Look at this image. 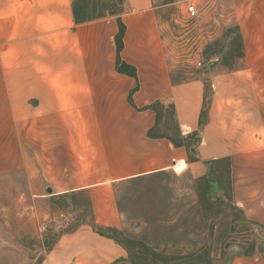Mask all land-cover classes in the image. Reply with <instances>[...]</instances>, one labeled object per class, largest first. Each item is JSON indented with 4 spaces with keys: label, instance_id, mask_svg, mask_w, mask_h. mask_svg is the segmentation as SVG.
<instances>
[{
    "label": "crops",
    "instance_id": "1",
    "mask_svg": "<svg viewBox=\"0 0 264 264\" xmlns=\"http://www.w3.org/2000/svg\"><path fill=\"white\" fill-rule=\"evenodd\" d=\"M231 1L257 7L255 12L237 18L241 37L237 66L228 74L207 76L208 95L202 79L209 74L205 67L193 78L177 77L182 69L179 55L167 40L165 23L152 0H124L120 15L82 23L74 21L71 0H0V46L6 44V38L13 39L18 52L23 45L31 50L32 44L37 45L38 51L59 54L63 70H71L62 78L63 95L73 102L81 124L71 126L68 121L62 126L66 139L59 145L51 141L41 146L62 151L60 175L54 167L57 158H45L42 176L50 183L45 188L51 190L49 198L87 193L93 224L119 229L114 206L99 197L103 190L169 169L175 173L184 168L182 173L201 180L210 165L225 163L233 205L244 221L264 228V0ZM118 18L124 26L119 57L127 70L133 69L135 77L116 70ZM59 39L60 50L54 45ZM51 60L59 64L58 57ZM194 67L202 66L197 61ZM29 80L19 77L17 83L38 84L33 78ZM155 103L171 109L183 138L197 135L198 143L190 155L167 139L147 137L155 124V113L149 109ZM0 109L2 179L21 172L26 163L20 154L15 155L12 144L7 148L4 103ZM103 114L116 118L109 124V133L128 135L104 140V128L98 123ZM32 115L37 117L36 112ZM44 128V132L51 130L48 125ZM30 129L31 147L37 149V124ZM36 165L37 152L30 157L26 173L30 183L36 178ZM37 188L30 186L25 192L39 197ZM30 211L32 216V207ZM33 226L32 230L39 229ZM22 228V222L13 226L0 221V264H33V258L15 243L31 233L22 232ZM127 257V251L114 241L97 235L89 225H80L59 235L37 264H123ZM227 264H264V259L258 254L239 255Z\"/></svg>",
    "mask_w": 264,
    "mask_h": 264
},
{
    "label": "rangeland",
    "instance_id": "2",
    "mask_svg": "<svg viewBox=\"0 0 264 264\" xmlns=\"http://www.w3.org/2000/svg\"><path fill=\"white\" fill-rule=\"evenodd\" d=\"M73 3L78 4L80 17L86 21L124 12V0H71V8ZM152 3L159 7L167 40L179 55L182 69L177 77L193 78L205 67L209 74L201 78L206 81L209 95L207 76L228 74L235 69L241 55L237 18L255 12L257 6L234 5L230 0H152ZM190 6L196 11L193 20L187 11ZM12 44L13 39L6 38V44L0 46V103L5 104L7 148L12 144L15 155L20 154L23 162L25 159L26 167L0 179V221L13 226L22 222V232H31L15 243L37 264L59 235L80 225H92L93 214L87 193L49 198L45 188L50 183L42 176L47 155L49 160L57 158L58 166L54 167L60 175L62 151L41 146L51 141L59 145L66 139L62 126L68 121L71 126L81 124L73 102L63 95L62 78L71 70H63L59 54L38 51L36 48L40 47L33 44L32 50L29 45H23L18 52ZM54 45L60 50V39ZM55 57L59 64L51 60ZM197 61L202 67H194ZM19 77L29 83V78H33L38 84H18ZM156 109L160 118L153 135L176 139L171 109L167 105ZM34 112L37 117L32 115ZM90 121L96 123L94 119ZM115 121L116 118L107 114L98 118L104 128L101 134L104 140L117 135L120 140L128 135L108 132L109 124ZM35 124L39 130L37 149L31 147L30 141V127ZM46 125L50 126V132H44ZM35 152L38 153L37 175L30 183L26 173ZM184 170L180 168L174 173L169 169L157 176L118 183L102 191L99 197L105 204L111 202L120 221L119 229L106 227L112 230L107 234L130 250L123 264H227L234 256L253 254L264 259V228L244 221L241 211L233 205L226 164L210 165L207 176L201 180L190 178L182 173ZM30 186L38 187L39 197L25 192ZM33 225L39 229L32 230ZM42 225L44 231L40 230ZM154 255L162 260L153 259Z\"/></svg>",
    "mask_w": 264,
    "mask_h": 264
},
{
    "label": "trees",
    "instance_id": "3",
    "mask_svg": "<svg viewBox=\"0 0 264 264\" xmlns=\"http://www.w3.org/2000/svg\"><path fill=\"white\" fill-rule=\"evenodd\" d=\"M73 18H74L75 23H82V22L86 21L82 17H80L77 3H73ZM116 22H117V26H118V33H117V35L115 37V46H116V50H117L116 70H117V72L125 74L127 76L135 77V73H134L133 69L130 70V71L127 70L126 66L120 60L119 53H120V51H121V49L123 47V45H122V37H123V34H124V26H123L120 18H118L116 20ZM236 32L238 33V29H236ZM238 35H240V34H238ZM238 40H239V43H240V46H241L240 36H239ZM158 106H160V105L158 103H155L154 105H152L149 108L150 110H152L155 113V124H154V127L151 130H149V132L147 134V137H149L151 139H160V138L167 139L169 142H171V144L174 147H184L186 149V151H187V154L190 155L193 152L194 147L198 143L196 134H191V135L183 138L180 135V132H179L177 126L175 125L176 126V132H177V138L176 139L170 138V137L165 136V135H163V136L162 135L161 136L153 135V132L155 131V129L157 127V124H158V121H159V118H160V113L156 109ZM189 159H190V157H189ZM89 226L91 227L92 231L94 233H96L97 235L105 237V238H108V239H111L116 244H118L123 249H125V251L130 253V250L125 245H123L121 242H119L116 238H114L111 235L107 234V231H112L110 228L99 227V226H95L94 224L89 225ZM152 258L155 259V260H160V261L162 260V258L160 256H157V255H154ZM181 259L182 258H175V259L169 258L167 260H175L176 261V260H181Z\"/></svg>",
    "mask_w": 264,
    "mask_h": 264
},
{
    "label": "built area",
    "instance_id": "4",
    "mask_svg": "<svg viewBox=\"0 0 264 264\" xmlns=\"http://www.w3.org/2000/svg\"><path fill=\"white\" fill-rule=\"evenodd\" d=\"M188 13H189V16H190V19L193 20L196 18V11L195 9L190 6L188 9H187ZM42 231H44V229H42Z\"/></svg>",
    "mask_w": 264,
    "mask_h": 264
},
{
    "label": "water",
    "instance_id": "5",
    "mask_svg": "<svg viewBox=\"0 0 264 264\" xmlns=\"http://www.w3.org/2000/svg\"><path fill=\"white\" fill-rule=\"evenodd\" d=\"M45 192H46V194L51 195V190L50 189H47Z\"/></svg>",
    "mask_w": 264,
    "mask_h": 264
}]
</instances>
